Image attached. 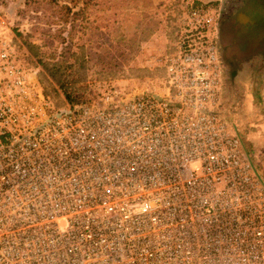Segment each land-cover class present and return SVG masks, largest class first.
Returning a JSON list of instances; mask_svg holds the SVG:
<instances>
[{
  "label": "built area",
  "instance_id": "built-area-1",
  "mask_svg": "<svg viewBox=\"0 0 264 264\" xmlns=\"http://www.w3.org/2000/svg\"><path fill=\"white\" fill-rule=\"evenodd\" d=\"M171 11L163 91L103 80L59 109L0 9V264H264V176L222 106V8Z\"/></svg>",
  "mask_w": 264,
  "mask_h": 264
},
{
  "label": "rangeland",
  "instance_id": "rangeland-1",
  "mask_svg": "<svg viewBox=\"0 0 264 264\" xmlns=\"http://www.w3.org/2000/svg\"><path fill=\"white\" fill-rule=\"evenodd\" d=\"M86 1L0 0V9L6 14L13 32L26 46L28 43L37 46L40 56L53 57L68 66L74 65L71 63L77 58L85 59L88 99L96 94L97 82L103 80L114 81L127 93L144 89L163 91L157 74L137 78L131 70L159 72L163 68L160 64L171 43L168 34L175 31L171 0H92L88 6ZM218 2L222 12H226L227 0ZM67 7L73 8L72 11ZM254 7L264 14V0L255 1ZM79 10L80 14H76ZM256 22L252 19L251 29L247 26L251 23L243 20L235 21L230 25L232 28L222 29L220 36L230 38V51L250 43V39L257 43ZM252 48L257 47L252 44ZM30 53L40 77L43 66L39 57ZM241 87L235 89L238 99L245 95V88ZM233 112L237 129L264 176V129L256 134L257 126L242 121V109L236 108Z\"/></svg>",
  "mask_w": 264,
  "mask_h": 264
},
{
  "label": "crops",
  "instance_id": "crops-1",
  "mask_svg": "<svg viewBox=\"0 0 264 264\" xmlns=\"http://www.w3.org/2000/svg\"><path fill=\"white\" fill-rule=\"evenodd\" d=\"M224 12L219 22V50L224 70L222 106L232 121L235 120L234 109H242V121L247 122V125L257 126L256 134L262 133L264 129V14L260 8H252V11L244 9L241 13L237 12L235 18L233 10L227 9ZM246 14L250 16L251 24L247 25L249 29L253 28L252 19L257 21L254 26L257 43L250 39L248 40L250 43H243L238 50L230 51V38L221 37L220 33L225 26L228 28L235 21H244ZM241 32L243 33L244 30ZM252 44L257 48H252ZM240 87L245 88V95H241L238 99L235 89Z\"/></svg>",
  "mask_w": 264,
  "mask_h": 264
},
{
  "label": "trees",
  "instance_id": "trees-1",
  "mask_svg": "<svg viewBox=\"0 0 264 264\" xmlns=\"http://www.w3.org/2000/svg\"><path fill=\"white\" fill-rule=\"evenodd\" d=\"M92 0L86 1V6L90 5ZM71 11L73 8L67 7ZM81 10L75 11L76 14H80ZM173 32V33H172ZM168 34L169 40L172 42L175 39V31L172 30ZM28 49L39 57L40 63L43 66V70L40 73V80L44 86L45 91L55 101L59 109L66 107L67 103L79 104L88 100V86L85 84L87 63L85 59L77 58L73 61L74 65L68 66L60 60L53 57H43L39 55L38 47L32 43H28ZM76 64V65H75ZM73 68V70H72ZM166 73L165 68L159 69V72H151L148 69H132L131 74L133 77H145L152 75L164 76ZM102 79L101 76H99ZM111 79V78H109Z\"/></svg>",
  "mask_w": 264,
  "mask_h": 264
},
{
  "label": "flooded vegetation",
  "instance_id": "flooded-vegetation-1",
  "mask_svg": "<svg viewBox=\"0 0 264 264\" xmlns=\"http://www.w3.org/2000/svg\"><path fill=\"white\" fill-rule=\"evenodd\" d=\"M255 1L257 0H232V1L227 0V9L234 11L235 13L234 18H235L237 17L236 16L237 12L241 13L244 9L251 11L250 9L256 8L254 7Z\"/></svg>",
  "mask_w": 264,
  "mask_h": 264
},
{
  "label": "water",
  "instance_id": "water-1",
  "mask_svg": "<svg viewBox=\"0 0 264 264\" xmlns=\"http://www.w3.org/2000/svg\"><path fill=\"white\" fill-rule=\"evenodd\" d=\"M245 17H246V18L244 19L245 23L248 22V21L250 22V16H249L248 14H246ZM37 76H38L37 74H33V77H34V78H37Z\"/></svg>",
  "mask_w": 264,
  "mask_h": 264
}]
</instances>
